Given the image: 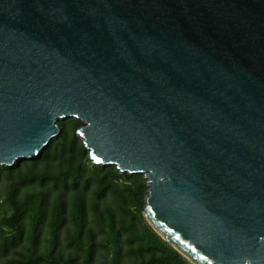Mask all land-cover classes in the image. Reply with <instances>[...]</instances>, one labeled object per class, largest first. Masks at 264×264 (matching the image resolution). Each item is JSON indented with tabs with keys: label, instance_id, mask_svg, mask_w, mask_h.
I'll return each instance as SVG.
<instances>
[{
	"label": "water",
	"instance_id": "obj_1",
	"mask_svg": "<svg viewBox=\"0 0 264 264\" xmlns=\"http://www.w3.org/2000/svg\"><path fill=\"white\" fill-rule=\"evenodd\" d=\"M71 118L190 264H264V0H0V165Z\"/></svg>",
	"mask_w": 264,
	"mask_h": 264
},
{
	"label": "trees",
	"instance_id": "obj_2",
	"mask_svg": "<svg viewBox=\"0 0 264 264\" xmlns=\"http://www.w3.org/2000/svg\"><path fill=\"white\" fill-rule=\"evenodd\" d=\"M42 154L0 165V264H190L147 225L142 175L94 164L71 118Z\"/></svg>",
	"mask_w": 264,
	"mask_h": 264
}]
</instances>
